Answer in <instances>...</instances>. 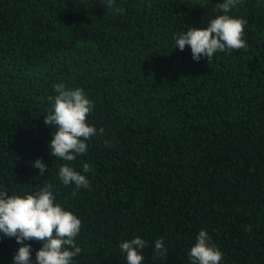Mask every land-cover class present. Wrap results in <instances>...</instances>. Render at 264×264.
Instances as JSON below:
<instances>
[{
    "label": "trees",
    "instance_id": "obj_1",
    "mask_svg": "<svg viewBox=\"0 0 264 264\" xmlns=\"http://www.w3.org/2000/svg\"><path fill=\"white\" fill-rule=\"evenodd\" d=\"M217 2L0 0V190L53 186L82 222L71 264H128L120 244L136 237L142 264H191L201 230L221 264H264V0L229 12L247 20L246 50L197 62L175 48L176 34L224 14ZM61 82L94 102L97 135L72 162L50 154L55 129L44 123ZM65 163L90 187L73 195L59 179ZM25 243L35 261L42 245ZM19 247L0 233V264Z\"/></svg>",
    "mask_w": 264,
    "mask_h": 264
},
{
    "label": "clouds",
    "instance_id": "obj_2",
    "mask_svg": "<svg viewBox=\"0 0 264 264\" xmlns=\"http://www.w3.org/2000/svg\"><path fill=\"white\" fill-rule=\"evenodd\" d=\"M240 0H218L216 9L222 11L210 20L206 28L189 26L187 31L175 35V48L184 51L190 48L193 60L210 61L217 52L247 49L243 39L246 19L229 15ZM115 0H107V8L113 7ZM56 95L50 96L51 105L48 114L44 115L45 125L52 126V139L49 152L59 160L74 161L77 156L87 151L86 141L97 135V129L87 122L88 115L94 108L84 89L67 88L64 83L54 85ZM103 128L99 134L103 135ZM108 145V141H105ZM33 166L43 176L48 169L42 158L34 161ZM90 167L83 164V172L88 173ZM39 178V177H37ZM59 179L63 185H75L73 195L81 188H89L90 182L84 174L65 163L59 167ZM52 185L47 184L33 193L9 195L0 190V233L7 238H15L20 245L13 257V264H71L82 249L75 243L82 222L71 211L56 203ZM37 241L42 246L35 253V261L31 258L32 245L25 241ZM146 242L140 237L123 241L122 252L126 253L128 264H142L140 254ZM155 253L163 260L168 256L163 239L155 241ZM191 264H221L222 252L210 242L205 230L196 237V243L188 252Z\"/></svg>",
    "mask_w": 264,
    "mask_h": 264
}]
</instances>
